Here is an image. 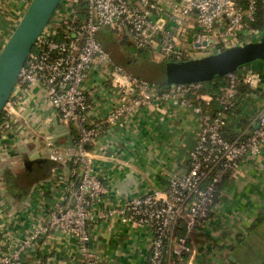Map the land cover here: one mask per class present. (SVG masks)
<instances>
[{"label": "built area", "instance_id": "obj_1", "mask_svg": "<svg viewBox=\"0 0 264 264\" xmlns=\"http://www.w3.org/2000/svg\"><path fill=\"white\" fill-rule=\"evenodd\" d=\"M31 2L0 0V52ZM262 26L264 0H63L1 114L0 147L9 148L26 134V116L32 111L27 103L40 88L74 141L71 148L68 143L57 144L52 133L45 134L49 160L69 162L72 170L64 187L58 174L49 179L47 189L59 186L62 191L52 193L56 196L44 218L32 220L35 226L28 237L12 234L0 224V264H25L52 234L74 240L81 255L76 264H102L94 250L93 231L115 221L149 233L147 264H188L195 254L194 235L211 220L221 186L246 161L264 155V111L234 141L224 136L240 87L257 89L264 71L228 74L217 94H204L203 83L159 89L120 65L98 34L102 30L113 37L118 34L117 40H123L134 57L167 64L193 60L199 50L211 55L260 42ZM99 76L103 81L97 80ZM108 96L117 100L111 107L98 101L102 108H109L100 116L101 112H95L100 110L97 98ZM162 102L179 104L198 116L189 168L172 173L163 186L118 198L114 176L95 162L90 148L105 133V125L128 122L143 108ZM41 261L36 257L33 262Z\"/></svg>", "mask_w": 264, "mask_h": 264}, {"label": "crops", "instance_id": "obj_2", "mask_svg": "<svg viewBox=\"0 0 264 264\" xmlns=\"http://www.w3.org/2000/svg\"><path fill=\"white\" fill-rule=\"evenodd\" d=\"M249 68L264 71V64ZM103 79L99 76L97 80ZM97 99L100 110L95 112H101L100 116L109 108H102L98 101L111 107L117 100L116 96ZM27 106L32 111L26 116V134L18 136L9 148L0 147V173L4 178L0 183V224L25 238L34 229L32 220L44 218L49 202L62 191L59 186L47 189L49 179L58 174L64 182L72 170L69 162L49 160L51 151L43 136L56 134V127L64 124L49 106L45 92L36 88ZM262 111L264 80L244 97L238 117L257 121ZM197 129L198 116L193 111L172 102L155 103L128 122L105 125V133L90 148V154L114 176L113 189L118 198H126L163 186L172 173L188 170ZM57 140L63 146L69 144L66 137ZM51 166L47 177H38ZM204 230L207 238L199 232L194 235L195 254L188 258V264H224L226 257L235 259L232 264H264V155L246 161L227 178ZM150 239L146 230L119 221L93 231L94 250L102 264H146ZM215 245L226 250L219 251ZM37 253L24 263L35 264L36 257L41 258V264H76L81 260L74 240L56 234L40 245Z\"/></svg>", "mask_w": 264, "mask_h": 264}, {"label": "water", "instance_id": "obj_3", "mask_svg": "<svg viewBox=\"0 0 264 264\" xmlns=\"http://www.w3.org/2000/svg\"><path fill=\"white\" fill-rule=\"evenodd\" d=\"M62 1L32 0L17 28L0 52V116L35 44L50 24ZM257 62L264 63V40L233 47L199 59L167 63L165 65L166 84L211 82ZM255 127L258 128V124ZM55 132V139L66 137L70 147H74L73 136L66 126H57ZM230 259L235 262L233 257Z\"/></svg>", "mask_w": 264, "mask_h": 264}, {"label": "trees", "instance_id": "obj_4", "mask_svg": "<svg viewBox=\"0 0 264 264\" xmlns=\"http://www.w3.org/2000/svg\"><path fill=\"white\" fill-rule=\"evenodd\" d=\"M262 28H264V26H262ZM109 35L110 36L108 42H102L103 46L120 65L124 66L134 76L154 84L159 89H162L167 86L165 79V65H166L165 62L155 63L146 58H136L132 55L131 50L124 46L123 40H117L111 34ZM263 40L264 38L261 41ZM257 64H264V63L257 62L254 65ZM249 69L250 68L247 67L240 71L245 72ZM225 83H226V76L222 78H218L211 82L203 83L202 92L208 95L217 94L219 93L220 89L225 85ZM250 89L251 88H249V86L247 85L240 87L239 96L236 99V104H237L236 108L228 112V116H229L228 123L224 129V136L227 140L234 141L248 128V126L251 123L249 120L241 119L240 117H238L239 116L238 107L240 106L244 97L246 95L248 96V92L250 91ZM217 109L218 108L216 107L214 111H216ZM51 169L52 166L44 168L45 171L42 172V175L40 174L38 177H47ZM180 231L184 233L185 229L181 228ZM198 232L201 234L200 235L201 237H205V238L208 237V234L205 233L204 228H200ZM195 234H197V232ZM200 236L199 238L201 239ZM215 248L218 249L220 248L219 251L226 250V248L218 245L217 246L215 245ZM224 261H225L224 264H232V262L228 259V257H226Z\"/></svg>", "mask_w": 264, "mask_h": 264}, {"label": "rangeland", "instance_id": "obj_5", "mask_svg": "<svg viewBox=\"0 0 264 264\" xmlns=\"http://www.w3.org/2000/svg\"><path fill=\"white\" fill-rule=\"evenodd\" d=\"M109 34H108V32H106V31H101L99 34H98V40L99 41H101V43L102 42H108V40H109ZM115 39H119L120 38V35H118V34H116L115 36ZM103 44V43H102ZM210 51H208V52H205V51H195L194 52V59H199V58H203V57H205V56H207V55H209L208 53H209ZM59 143V141L57 140V144ZM54 182V181H53ZM48 185H49V183H48ZM146 251V253H147V250H145ZM146 264H147V262H146Z\"/></svg>", "mask_w": 264, "mask_h": 264}]
</instances>
